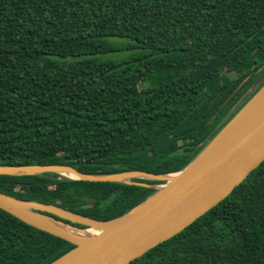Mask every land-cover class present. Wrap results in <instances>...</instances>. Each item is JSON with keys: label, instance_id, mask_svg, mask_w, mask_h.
<instances>
[{"label": "trees", "instance_id": "obj_1", "mask_svg": "<svg viewBox=\"0 0 264 264\" xmlns=\"http://www.w3.org/2000/svg\"><path fill=\"white\" fill-rule=\"evenodd\" d=\"M109 39L138 53L93 59L118 50ZM263 85L264 0H0L2 167L177 173ZM55 175H0V192L98 221L155 193ZM73 248L0 209V264H50ZM130 264H264V161Z\"/></svg>", "mask_w": 264, "mask_h": 264}, {"label": "water", "instance_id": "obj_2", "mask_svg": "<svg viewBox=\"0 0 264 264\" xmlns=\"http://www.w3.org/2000/svg\"><path fill=\"white\" fill-rule=\"evenodd\" d=\"M264 161V85L226 126L172 179L143 172L89 175L72 166L36 167V174L52 173L72 180L137 184L155 193L119 218L98 221L59 206L18 199L0 192V209L21 221L62 238L74 248L50 264H130L135 259L182 232L219 204ZM59 170L74 174L61 176ZM144 175V176H139ZM123 177V178H120ZM133 179L162 181V188L132 182ZM22 213L37 214L77 231L91 230L94 237L67 236L26 221ZM77 225V226H76ZM81 226V227H79Z\"/></svg>", "mask_w": 264, "mask_h": 264}, {"label": "bare ground", "instance_id": "obj_3", "mask_svg": "<svg viewBox=\"0 0 264 264\" xmlns=\"http://www.w3.org/2000/svg\"><path fill=\"white\" fill-rule=\"evenodd\" d=\"M40 171H41V169L36 168V167L19 168V169L0 168V172H5V173L13 174V175L36 174ZM58 172L61 176H65V177H69V178L74 177V174L67 172L66 170H59ZM139 176H144V175H139ZM175 176L176 175L172 174V175H167V176H163V177L167 178V179H172ZM120 178H123V177H120ZM159 188H162V186H160ZM22 216L26 221H28L32 224H35V225L43 227V228L50 229L54 232L65 234L67 236L74 237L75 235H79L80 238L88 239V238L94 237L96 235V232H94V231H91V230L77 231V230H74L72 228L65 226L64 224L57 223L50 218H46V217H43V216H40L37 214L22 213Z\"/></svg>", "mask_w": 264, "mask_h": 264}, {"label": "rangeland", "instance_id": "obj_4", "mask_svg": "<svg viewBox=\"0 0 264 264\" xmlns=\"http://www.w3.org/2000/svg\"><path fill=\"white\" fill-rule=\"evenodd\" d=\"M104 41H105V43L106 42L107 43H115L118 50L94 55L92 58L95 59L96 61H99V62H112V63H116L117 64V63H120L122 61L131 60L138 53V50L129 49L128 47H130L131 44L128 43L127 41H125V40L109 39V40H104ZM245 104L242 106V108L245 106ZM158 182H162V181L160 180ZM162 185H163V183L155 184V185H152V186L154 188H159Z\"/></svg>", "mask_w": 264, "mask_h": 264}]
</instances>
